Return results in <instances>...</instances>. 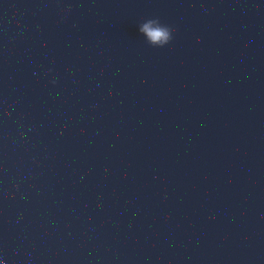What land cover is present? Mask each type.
Segmentation results:
<instances>
[{"label": "clouds", "instance_id": "9594fccd", "mask_svg": "<svg viewBox=\"0 0 264 264\" xmlns=\"http://www.w3.org/2000/svg\"><path fill=\"white\" fill-rule=\"evenodd\" d=\"M142 24L140 31L147 35L153 45L168 44L172 40V29L167 24L161 23L159 18H150ZM163 47V46H161Z\"/></svg>", "mask_w": 264, "mask_h": 264}]
</instances>
